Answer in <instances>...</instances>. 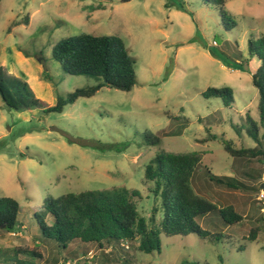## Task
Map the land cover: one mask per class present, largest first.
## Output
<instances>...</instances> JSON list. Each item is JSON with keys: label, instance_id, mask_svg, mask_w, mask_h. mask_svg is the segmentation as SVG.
<instances>
[{"label": "rangeland", "instance_id": "rangeland-1", "mask_svg": "<svg viewBox=\"0 0 264 264\" xmlns=\"http://www.w3.org/2000/svg\"><path fill=\"white\" fill-rule=\"evenodd\" d=\"M178 1L189 12L179 10ZM225 2L237 21L230 31L223 28L211 0L2 1L0 66L28 82L46 107L55 106L58 97L98 83L93 77L66 74L53 58L60 40L83 33L121 37L135 59L137 85L130 92L104 87L91 98L68 104L62 113L12 110L0 97V198H13L21 207V228L0 231V255L13 256L16 247L40 246L44 261L56 258L55 249L41 241L35 219L47 196L136 189L143 197L139 210L149 217L156 198L150 191L152 183L144 178L145 169L163 148L171 153L202 151L203 165L215 175L244 182L246 187L240 190L208 187L207 180L197 184V191L220 207L233 204L244 218L242 223L226 226L218 214L199 219L211 237L162 234L161 253L147 254L133 244H126V252L107 251L108 247L100 251L76 241L68 262L264 264V230L255 242L244 240L263 213L264 164L234 159L222 144L208 139L216 134L237 148L254 144L245 129L248 113L259 119L252 73L260 63L251 60L249 71L231 69L213 52L232 55L239 48L248 58L249 38L264 35V0ZM210 87L232 88L231 107L220 98H205ZM233 126L244 129L241 136ZM146 132L159 135L161 146H147ZM157 205L160 219V200ZM64 255L62 250L58 261L68 264Z\"/></svg>", "mask_w": 264, "mask_h": 264}, {"label": "trees", "instance_id": "trees-1", "mask_svg": "<svg viewBox=\"0 0 264 264\" xmlns=\"http://www.w3.org/2000/svg\"><path fill=\"white\" fill-rule=\"evenodd\" d=\"M211 2L221 17L223 28L226 31L234 29L237 21L228 11L225 0ZM176 6L179 10L189 12L182 1H178ZM24 22L28 24L27 17ZM234 49L232 55L213 52V56L229 68L243 71H249V62L253 59L260 63L252 73V84L259 95V119H254L248 113L245 129L254 144L237 148L231 140L216 134L208 139L222 144L224 151L234 159L264 164V35L257 39L249 38L248 58L243 56L239 48ZM53 58L66 74L93 77L98 83L58 97L55 106L46 107L28 82L0 66V97L7 108L16 111L42 108L47 114L62 113L68 104L75 103L79 98H91L104 87L130 92L137 85L135 59L119 36L83 33L64 38L54 46ZM203 96L207 99L220 98L226 107H231L235 101L234 90L230 87H210ZM233 128L237 135H242L243 128ZM144 139L147 146L160 147L162 143L159 135L150 132L145 133ZM203 160L202 151L171 153L162 148L156 152L147 164L144 175L146 181L152 183L150 191L156 198L149 217L139 210L143 197L136 189L124 187L66 193L58 198L47 196L42 212H36L35 219L42 234L41 241L55 249L56 258L44 261L40 246H23L14 248L13 256L1 254L0 264H35L36 260L43 264H63L58 261V254L64 250L65 262H68L67 257L72 255L71 247L76 241L83 245H95L100 251L108 247L107 251L120 248L126 252V244H133L137 250L147 254L156 251L161 253L162 234L167 237L192 234L203 239L211 237L213 234L199 223V219L210 215L218 214L226 226L239 225L244 218L233 204L220 207L207 195L199 193L197 184L207 180L210 184L208 187L212 184L233 190L244 189L246 185L234 177L215 175L208 166L203 165ZM200 168L204 169L203 173L199 172ZM158 200L162 210L160 219L157 218ZM20 210V204L15 199L0 198V231L14 232L19 229ZM260 211L263 213L257 219L258 224L244 238L248 242H255L264 230V202ZM106 260H109L108 256ZM124 262L128 264L127 259Z\"/></svg>", "mask_w": 264, "mask_h": 264}, {"label": "built area", "instance_id": "built-area-1", "mask_svg": "<svg viewBox=\"0 0 264 264\" xmlns=\"http://www.w3.org/2000/svg\"><path fill=\"white\" fill-rule=\"evenodd\" d=\"M71 262V261H70ZM70 262H68V264H70Z\"/></svg>", "mask_w": 264, "mask_h": 264}]
</instances>
